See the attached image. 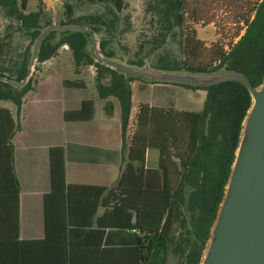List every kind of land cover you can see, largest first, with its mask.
<instances>
[{
	"label": "trees",
	"instance_id": "1",
	"mask_svg": "<svg viewBox=\"0 0 264 264\" xmlns=\"http://www.w3.org/2000/svg\"><path fill=\"white\" fill-rule=\"evenodd\" d=\"M97 1L111 3L115 13L125 6V0ZM212 1L229 6L240 26L236 35L243 29L227 52L217 43L205 47L197 38L194 25L213 23L212 17L204 15ZM27 3L28 0H20L19 5L16 0H0L5 15L16 20V29L30 40L22 53L13 54L12 35H0V75L16 80L26 74L29 48L45 17L40 7L27 11ZM145 11L155 26L150 43L158 46L177 34L183 51L181 59L160 53L154 64L157 67L209 71L225 66L246 75L254 86L262 81L264 0H148ZM64 16L59 23L87 24L96 32L103 30L108 36L101 39L100 47L105 55L114 54L107 45L116 30V19L75 18L70 3L64 5ZM50 23L46 21L45 26ZM86 43L87 37L82 32L51 31L41 43L37 62L55 56L60 46L67 45L76 66L93 65L98 96L102 99L113 96L119 102L124 137L131 109L129 82L138 79H125L122 74L94 62L85 50ZM144 45H140V51ZM206 58L209 59L204 62ZM130 63L143 62L138 59ZM33 82L30 78L23 87L16 88L0 81V100L11 101L19 111L22 98ZM63 83L74 87L81 81ZM179 86L206 92L202 110H176L140 103L127 147V162L113 186L86 185L66 191L63 152L59 148L51 149V190L44 203L47 208L49 200L56 201L59 195H65L67 202V232L61 233L62 237L55 233V239L51 240L47 211L43 240L19 238V185L11 143L16 124L11 112L0 107V264H62V261L63 264H167L170 256L177 264H198L251 99L247 89L236 81L205 87ZM113 111V103L106 101L105 115L111 117ZM94 114V101L86 99L79 110L65 113L64 118L85 121ZM208 114L206 134L204 123ZM147 149L158 151L156 169L144 167ZM99 208L103 212L97 215ZM57 238H63L60 248Z\"/></svg>",
	"mask_w": 264,
	"mask_h": 264
},
{
	"label": "crops",
	"instance_id": "2",
	"mask_svg": "<svg viewBox=\"0 0 264 264\" xmlns=\"http://www.w3.org/2000/svg\"><path fill=\"white\" fill-rule=\"evenodd\" d=\"M28 4L29 0L27 9ZM195 29L197 38L201 40L199 30L197 27ZM242 33L243 29L234 36L233 40L237 41L236 39ZM72 63L69 52L64 47L59 48L55 56L38 65L32 88L24 94L19 111L13 103L12 106H0L11 112L16 124L11 143L14 150V171L19 185V238L21 240L41 241L46 237V211L49 217L47 228L51 237L49 239H55V233L60 236L61 233L64 235L67 232L65 195H59L56 201L50 199L47 208L44 203L45 196L51 190V149L59 148L63 152L66 191L86 185L113 186L127 162V147L134 133L138 105L146 103L150 106L166 107L152 101H139L134 106L135 98L148 97L151 93L155 94V90H161L159 94L171 92L176 88L185 90L179 85L168 83H147L135 80L145 85L142 86L134 83V80L129 82L131 108L134 110L129 117L132 128H129L130 130L128 129L122 137L118 100L113 96L100 98L92 79L89 77V85L76 74ZM86 67L93 74L91 68L94 66ZM84 72L85 69L81 71V74ZM74 79L81 81L79 86H66L63 83L64 80ZM88 88H91L89 97L82 93ZM86 99L93 100L95 104V114L92 119L78 121L64 118L65 113L79 110L82 101ZM96 100L103 101L104 105L106 101H111L114 105L113 115L107 117L104 105L98 109ZM173 102L172 108L181 110L177 108L176 102ZM144 161L145 168L156 169L158 151L147 149ZM102 212L103 209L99 208L97 215ZM56 240L59 248L63 246V238Z\"/></svg>",
	"mask_w": 264,
	"mask_h": 264
},
{
	"label": "water",
	"instance_id": "3",
	"mask_svg": "<svg viewBox=\"0 0 264 264\" xmlns=\"http://www.w3.org/2000/svg\"><path fill=\"white\" fill-rule=\"evenodd\" d=\"M54 30L84 33L87 37L85 50L93 61L122 74L125 79L133 77L147 83L199 87L236 81L247 89L250 106L241 123L222 198L198 264H264V76L254 86L246 75L225 66L201 71L124 62L103 53L100 41L108 36L103 30L96 32L87 24L53 22L39 28L29 48L25 76L16 80L0 75V81L16 88L23 87L32 77L41 43ZM209 117L210 114L204 123L206 134Z\"/></svg>",
	"mask_w": 264,
	"mask_h": 264
},
{
	"label": "rangeland",
	"instance_id": "4",
	"mask_svg": "<svg viewBox=\"0 0 264 264\" xmlns=\"http://www.w3.org/2000/svg\"><path fill=\"white\" fill-rule=\"evenodd\" d=\"M16 2L17 5H19L20 0H16ZM147 2L148 0H125L123 10L120 13H115L111 3L98 2L97 0H93V2L89 0H29L27 11L37 10L38 7L42 8L45 13V17L41 20L42 27L45 26L46 21L52 23L65 19V3H70L73 6V16L75 18L102 17L109 21L116 19V30L111 37V42L107 45V49L114 53V57L124 62L141 59L143 63L145 62L151 66H156L154 64L157 63L160 53L167 54L175 59L183 58V51L178 45L179 37L177 34L171 35L173 37L169 36L165 43L158 46L150 43L151 36L155 33V26L150 20L149 13L145 11ZM237 4L239 5V3ZM229 10L231 9L229 6H226L224 2L214 1L213 3H209L208 9L204 12V15L212 17L213 23L204 27L201 22L194 25L199 30V36L202 38L201 40L205 47H210L212 44L217 43L218 45H222L224 49H229V46L236 42L233 38L236 35V28L240 26H238L239 24L236 18ZM16 26L17 21L7 17L4 10L0 8V35L6 33L12 35L10 41L12 42L11 47L13 54L22 53L30 43L29 37L18 31ZM144 43L145 47L140 51V45ZM61 47H64L69 52L76 74L83 78L89 85L90 77L95 86L96 70L94 67L91 68L93 70L92 74L90 70L86 69V66L82 64L76 66L69 47L67 45H62L60 48ZM208 59L209 58L204 59V62L208 61ZM39 64L38 62L35 64V69L31 77L32 79L36 78L35 71L38 69ZM84 69L85 72L81 74V71ZM134 83L140 84L141 82L134 80ZM140 85L145 86L144 84ZM183 89L185 90L176 88L171 90V92H165L164 90L165 93L162 94H159L161 90H155V94L151 93L148 97L135 98L134 106H136L139 101H152L161 106L173 107V101H175L177 108L181 110H202L206 92L201 89H189L186 87H183ZM82 93L87 97L91 96V88L83 90ZM96 101L98 109L103 107V101ZM0 106H12V102L9 100H0ZM133 111L134 110L131 108L129 117ZM129 119L130 118H128L125 132H127L129 128H132L130 127L131 121H129ZM167 264H177V260L173 256H170Z\"/></svg>",
	"mask_w": 264,
	"mask_h": 264
},
{
	"label": "built area",
	"instance_id": "5",
	"mask_svg": "<svg viewBox=\"0 0 264 264\" xmlns=\"http://www.w3.org/2000/svg\"><path fill=\"white\" fill-rule=\"evenodd\" d=\"M226 52L229 50V49H224Z\"/></svg>",
	"mask_w": 264,
	"mask_h": 264
}]
</instances>
